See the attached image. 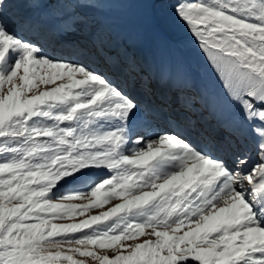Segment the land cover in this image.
<instances>
[{"label":"snow or ice","instance_id":"snow-or-ice-1","mask_svg":"<svg viewBox=\"0 0 264 264\" xmlns=\"http://www.w3.org/2000/svg\"><path fill=\"white\" fill-rule=\"evenodd\" d=\"M129 2L0 0V264H264V0L174 6L224 99L176 96L164 131L171 72L62 39ZM49 3L72 22L12 11Z\"/></svg>","mask_w":264,"mask_h":264},{"label":"rangeland","instance_id":"rangeland-1","mask_svg":"<svg viewBox=\"0 0 264 264\" xmlns=\"http://www.w3.org/2000/svg\"><path fill=\"white\" fill-rule=\"evenodd\" d=\"M179 2H184V0H132L129 3L107 6L101 11L90 15L88 26L83 31L75 30L68 34L73 37L80 33L83 37H86L91 28L97 26L101 27L98 29L106 28L102 30L106 40H108L109 46L107 47L112 50L110 53H118L112 47L113 45H110L113 44V39L118 38L115 41V47L119 42L120 45L128 43L130 49H135L137 52H134L133 56L142 65L151 67L155 71L164 69L172 73L171 91L166 90L170 91L173 100L178 95L207 94L223 101V82L208 62L206 55L199 48L197 41L189 32L185 23L175 14L174 6ZM188 2H192V0H188ZM63 7L55 3L33 7L22 5L19 8L12 9V11L33 16H47L51 18V22L55 26L62 27L65 22H72V17L66 14L71 9ZM48 51L50 50L48 49ZM125 54L126 51H124ZM177 73H182L187 78L189 84L186 87L181 86L176 80ZM153 87H156V85H153ZM171 106L174 110L180 112L175 102H172ZM225 110L221 106L217 110V115ZM120 202L113 199L104 208L91 209L83 217L77 216L73 221L58 222H78L80 219L98 214ZM74 203H80V201Z\"/></svg>","mask_w":264,"mask_h":264},{"label":"bare ground","instance_id":"bare-ground-1","mask_svg":"<svg viewBox=\"0 0 264 264\" xmlns=\"http://www.w3.org/2000/svg\"><path fill=\"white\" fill-rule=\"evenodd\" d=\"M40 11H41V9H40ZM21 34L23 35V33H21ZM179 115H181V114H178L177 111L172 108L171 111L165 110L162 113L161 117L157 121H164V122H167L168 123V121L170 119L176 118ZM155 124H156V122H155Z\"/></svg>","mask_w":264,"mask_h":264},{"label":"trees","instance_id":"trees-1","mask_svg":"<svg viewBox=\"0 0 264 264\" xmlns=\"http://www.w3.org/2000/svg\"><path fill=\"white\" fill-rule=\"evenodd\" d=\"M121 43L119 42V43H117V47H119V49H121V50H123V51H126V54H131V55H133V53L134 52H136L135 51V49H133V50H131L130 48H128V47H126L125 46V43H124V45H120ZM116 46V45H115ZM114 46V47H115ZM137 53V52H136ZM158 71V70H157Z\"/></svg>","mask_w":264,"mask_h":264}]
</instances>
